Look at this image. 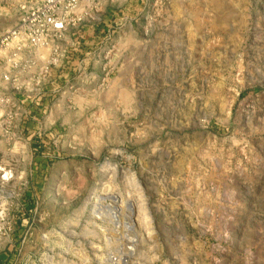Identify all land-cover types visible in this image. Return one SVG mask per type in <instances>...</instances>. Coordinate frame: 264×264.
I'll list each match as a JSON object with an SVG mask.
<instances>
[{"label":"rangeland","instance_id":"rangeland-1","mask_svg":"<svg viewBox=\"0 0 264 264\" xmlns=\"http://www.w3.org/2000/svg\"><path fill=\"white\" fill-rule=\"evenodd\" d=\"M17 7L0 0V36ZM119 38L136 40L119 63L35 97L54 103L50 146L65 151L30 261L264 264V0H150ZM117 196L132 228L126 209L111 219Z\"/></svg>","mask_w":264,"mask_h":264},{"label":"crops","instance_id":"crops-1","mask_svg":"<svg viewBox=\"0 0 264 264\" xmlns=\"http://www.w3.org/2000/svg\"><path fill=\"white\" fill-rule=\"evenodd\" d=\"M149 2L94 0L93 9H84L90 17L69 27L44 56L45 60L55 57L60 60L59 74L53 72L47 78H42L44 61L26 53L25 67L21 71H9L4 63L0 64V97H9L13 107H16L19 101L30 95L33 86H39L36 93L42 94L44 91V96L48 95L45 92L49 88L70 90L82 87L79 82L89 75L93 77L91 72L98 64L104 60L119 63L122 53L135 44V39L119 38V34L130 24L134 14L147 9ZM140 44H143L142 40ZM146 55V49L141 51V59ZM82 71L83 78L75 82L76 75ZM5 77L15 79L16 86L6 82ZM36 93L32 96L36 97ZM54 106L49 100L24 102L20 117L12 126L10 140L0 137V189L8 206L10 220V230L0 236V264H33L30 260L42 249L41 229L47 225L43 223L45 218L37 215V207L40 204L46 206L50 201L37 200L42 194V184L47 183L55 172L53 159L59 158L65 151L63 147L53 150L50 146L52 135L47 126L53 120ZM48 110L50 114L45 118ZM9 172L14 178L4 183L2 177ZM28 232L32 234L27 241ZM67 238L73 239L74 236ZM22 241L26 243L23 246Z\"/></svg>","mask_w":264,"mask_h":264},{"label":"built area","instance_id":"built-area-1","mask_svg":"<svg viewBox=\"0 0 264 264\" xmlns=\"http://www.w3.org/2000/svg\"><path fill=\"white\" fill-rule=\"evenodd\" d=\"M94 6V0H18L19 18L16 25L0 36V64L4 63L9 71H21L25 67L23 65L25 54L28 53L44 61L41 76L47 78L50 75L51 66L57 63V58L45 60L46 52L69 27L78 25L90 17L89 12L84 9H93ZM4 80L12 82L14 86L17 84L16 80L10 77H5ZM38 87L33 86L29 91L30 95L22 102L19 101L16 107H13V101L9 97H0V137L10 140L12 126L20 117L23 103L35 100L32 94L36 93ZM39 95L42 94H37ZM13 178L10 172L2 177L4 183ZM1 189L0 236L10 230L8 206ZM105 264H126V260L109 255Z\"/></svg>","mask_w":264,"mask_h":264},{"label":"bare ground","instance_id":"bare-ground-1","mask_svg":"<svg viewBox=\"0 0 264 264\" xmlns=\"http://www.w3.org/2000/svg\"><path fill=\"white\" fill-rule=\"evenodd\" d=\"M111 200L108 205L110 204L109 208V214H111V219L115 220L117 223L121 224V221L119 220V215L117 214L120 210L126 209L130 215V221L127 223L129 227L132 228V226H135L136 219H134V216L137 214V207L134 203V201H123L121 197H110ZM95 215L100 214V209L95 208L93 211ZM102 215V214H101Z\"/></svg>","mask_w":264,"mask_h":264}]
</instances>
